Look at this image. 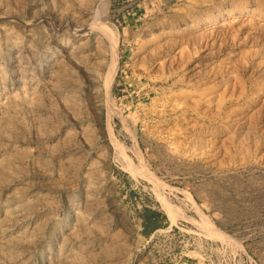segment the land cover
I'll return each instance as SVG.
<instances>
[{"label":"rangeland","instance_id":"1","mask_svg":"<svg viewBox=\"0 0 264 264\" xmlns=\"http://www.w3.org/2000/svg\"><path fill=\"white\" fill-rule=\"evenodd\" d=\"M0 264H264V0H0Z\"/></svg>","mask_w":264,"mask_h":264},{"label":"bare ground","instance_id":"2","mask_svg":"<svg viewBox=\"0 0 264 264\" xmlns=\"http://www.w3.org/2000/svg\"><path fill=\"white\" fill-rule=\"evenodd\" d=\"M115 32V31H114ZM82 34V33H81ZM109 34V33H108ZM79 35V34H78ZM111 82V81H110Z\"/></svg>","mask_w":264,"mask_h":264}]
</instances>
